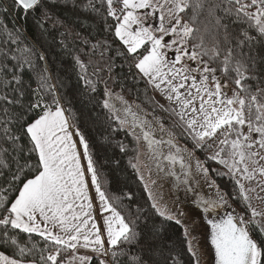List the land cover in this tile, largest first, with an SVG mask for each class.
<instances>
[{"label": "snow or ice", "instance_id": "snow-or-ice-1", "mask_svg": "<svg viewBox=\"0 0 264 264\" xmlns=\"http://www.w3.org/2000/svg\"><path fill=\"white\" fill-rule=\"evenodd\" d=\"M98 2L99 7L97 0H88L85 10L96 13L105 30L122 42L124 52L117 54L130 56L140 76L168 102L165 107L153 98L156 105L176 119L168 130L162 119L157 121L160 131H167L165 141L145 130L149 122L131 106L124 109L125 119L115 118L124 125L131 117L133 136L146 142L158 171L167 167L165 175L174 177L177 187L183 184L186 192L195 191L198 173L215 189V199L200 201L208 215L213 264H264V209L253 207L249 193L256 188L242 182L259 176L264 191V0ZM45 8L44 0H0L2 15ZM43 16L48 13L43 11ZM109 18L114 23L109 24ZM7 36L18 42L12 32ZM37 61L43 64L38 71ZM75 63L80 78L95 91L88 78L91 60L76 56ZM25 68L36 71V88L25 81ZM63 88V82H53L43 52L29 46L0 51V176L9 174L8 186L0 189V239L18 253L0 251V264H206L198 222L186 212L158 206L148 191L155 216L180 226L184 239L177 245L163 240L162 224L146 209L135 204L133 210L132 194L124 197L128 207L121 206V197L106 195L89 142L72 109L62 103ZM103 107L110 108L108 100ZM180 139L190 141L191 147L181 146ZM165 143L167 154L162 151ZM198 151L205 162L196 157ZM207 161L226 169L211 173L234 181L230 191H222L211 179ZM132 167L139 171L137 165ZM90 185L98 197L96 205ZM10 192H15L11 198ZM230 198L244 202V214L211 218ZM256 199L264 204V196ZM20 233L39 241L31 247L21 244ZM37 243L42 246L37 248Z\"/></svg>", "mask_w": 264, "mask_h": 264}, {"label": "trees", "instance_id": "trees-1", "mask_svg": "<svg viewBox=\"0 0 264 264\" xmlns=\"http://www.w3.org/2000/svg\"><path fill=\"white\" fill-rule=\"evenodd\" d=\"M4 2L11 4V0ZM44 2L46 8L43 11L48 13L47 18L43 16V11L30 12L27 15L20 11H12L7 15L0 14V51L8 49L14 51L17 47L29 46L45 54L53 82L64 84L61 91L66 100H62V103L72 109L77 117L76 123L89 142L102 190L113 199L121 197L119 203L122 207L129 206V201L124 197L126 194H132L133 210L135 204L146 209L147 214L152 216L158 225L162 224L163 240L168 243L176 242L179 245L184 239L180 226L155 216L154 210L150 207L151 201L144 181L140 179L137 169L132 167L138 152L135 137L120 125L109 108L103 107V102L108 96L109 89H117L128 98L135 99L150 109L169 127L171 121L176 118L163 112L156 105L154 100H159L155 96L154 89L134 68L130 56L117 54L124 52L122 42L115 38L112 31L105 30L96 13L85 10L88 0H44ZM97 7H99L98 0ZM108 23L114 22L109 18ZM8 32L13 33L12 39L18 41L16 44L8 38ZM17 32H19L18 37ZM61 41L64 42L63 45ZM93 44L98 47L93 49ZM76 56H80L86 62L91 60L88 78L94 82L95 91H91L80 78V69L75 63ZM36 64V71L43 67L42 62L37 61ZM24 71L25 81L30 83L32 88H36V71L27 68ZM93 71L97 74L93 75ZM67 101L71 103L67 104ZM163 105L168 107V104ZM181 140L191 147L190 141ZM21 143L27 144V140H22ZM196 153L205 162L204 155L199 151ZM205 165L209 167L211 176L220 188L224 191L233 188L234 181L229 177H220L211 173V169L226 171L222 165L214 161H207ZM8 175L6 173L0 176V189L8 186L6 183ZM8 195L11 198L15 192H10ZM233 201L244 212V202ZM17 239L21 244L27 243L29 247L39 241V237L33 236L29 239L24 233H20ZM41 246V243H37V248ZM0 251L7 255H18L16 247L10 242L5 243L3 239H0ZM33 255L39 258L36 250ZM31 258L32 256L28 257Z\"/></svg>", "mask_w": 264, "mask_h": 264}, {"label": "rangeland", "instance_id": "rangeland-1", "mask_svg": "<svg viewBox=\"0 0 264 264\" xmlns=\"http://www.w3.org/2000/svg\"><path fill=\"white\" fill-rule=\"evenodd\" d=\"M108 93H111V95H108L106 100L109 101V109L115 117L119 116L121 120L125 119L126 113L124 109L126 106H131L132 110L138 113L141 120H146L149 122L146 125L145 130L153 132L156 139H163L165 141L168 139L167 131H160L159 124L157 123V121L161 120V118L158 117L154 112L144 107L137 100L128 98L120 90L109 89ZM154 93L157 99L162 104H168V102L158 91L154 90ZM118 97H121L122 99ZM125 101L127 102V105L125 104ZM127 120L128 123L120 125L126 128L132 134L133 128L131 125V117L128 116ZM164 126L166 130L170 128L165 123ZM134 131L137 135L141 133V129L139 127H136ZM135 141L136 149H138L135 165H137L139 169V175L143 176L144 184L147 185V191H151L153 193L158 202V206H167L170 210L181 209L186 212L191 219H194L198 222L199 247L201 249H204L207 253V255L204 257V261H206V264H213L215 251L211 246L210 226L207 225L208 215L203 213V210L200 207V201L202 199H215V189L208 187V185L204 182L203 178L200 177L198 173L196 174L197 179L200 180L198 189L192 192H186L183 184H180L179 187H177L175 178L165 175V171H168L167 167H165V171H158L152 158V154L147 148L146 142L143 139L139 141L135 139ZM178 142L181 146H184L185 144V142L181 139ZM168 147L169 146L166 143L162 146V151L166 154L168 152ZM188 147L190 146L188 145ZM196 157L200 159L197 153ZM164 164L166 165L167 162H164ZM162 167H164V165H162ZM176 170L179 173V165L176 166ZM90 175L91 174L88 173L89 179ZM210 177L211 179H213L211 174ZM181 179H183V176H181ZM260 179L261 178L257 176L255 181H242L243 183H245L246 188H256V191L250 192L249 195L252 197L251 203L253 207H256L258 210L264 209V204H262L260 200L256 199L257 195L264 196V191H261V188L257 183L258 181H260ZM92 188L94 191V186H92ZM221 190L224 191L222 188ZM229 213H232L234 215L244 214L243 210L231 198L229 199V205L218 209L216 212H213L211 214V218L219 220L222 218H226Z\"/></svg>", "mask_w": 264, "mask_h": 264}, {"label": "crops", "instance_id": "crops-1", "mask_svg": "<svg viewBox=\"0 0 264 264\" xmlns=\"http://www.w3.org/2000/svg\"><path fill=\"white\" fill-rule=\"evenodd\" d=\"M82 163H84L86 165V158H83L82 157ZM86 175L88 176V173H86ZM89 177V176H88ZM90 190H91V194L93 196V203L94 205L98 204L99 201H98V197L94 194L95 192L93 191V188L92 186L90 185ZM83 251V250H82ZM7 255V254H6Z\"/></svg>", "mask_w": 264, "mask_h": 264}]
</instances>
